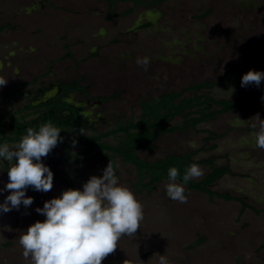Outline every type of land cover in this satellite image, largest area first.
I'll return each instance as SVG.
<instances>
[{
	"label": "rangeland",
	"instance_id": "1",
	"mask_svg": "<svg viewBox=\"0 0 264 264\" xmlns=\"http://www.w3.org/2000/svg\"><path fill=\"white\" fill-rule=\"evenodd\" d=\"M129 9L133 11L127 16H116ZM0 23L16 28L0 34V66L6 88L38 78L25 88L33 94L40 86L54 87L80 76L92 98L118 94L115 100L98 106L91 103L84 109L92 115L97 132L136 119L141 100L196 83L216 82L240 58L245 60L208 92L210 96L235 99L264 85L262 80L258 87L241 86L242 76L249 70L264 72V0H167L146 8L121 2L112 11L105 0H0ZM66 46H70L72 59H61ZM143 57L150 60L146 70L137 64V58ZM71 99L81 104L85 97L76 94ZM250 102L247 98L241 106ZM256 114L264 120V104L219 116L195 131L161 137L154 152L140 151L138 156L148 163L189 152H195V160L214 157L215 164L229 166L231 174L211 190L244 197L261 213L246 210L239 218L238 203L210 202L205 194L187 192L186 188L187 203L174 201L166 194V180L150 193H136L134 168L117 160L118 182L129 187L142 203L144 219L133 237L119 239L115 252L102 264H124L125 260L126 264H158L159 255H165L169 264H264V150L256 147L253 135L258 128H252L256 121L251 118ZM180 122L175 118L171 124ZM208 132L220 137L204 145ZM9 134L6 130L2 137ZM107 142L117 143L113 138ZM213 144L216 148L210 151ZM9 146L15 150L16 145ZM83 150L69 146L65 151L57 144L44 157L52 162L48 165L52 172L81 191L91 176H102L106 168L92 156L81 165L72 164L70 157ZM11 162L0 158V204L10 194L5 190L8 175L2 168ZM199 166L203 175L194 181L208 172L206 165ZM68 189L54 181L50 191H34L41 202L33 199L31 206L21 204L19 209L0 212V264H30L22 255L19 236L36 221L45 220L37 208ZM26 196L31 197L29 193ZM200 239L202 243L192 247Z\"/></svg>",
	"mask_w": 264,
	"mask_h": 264
},
{
	"label": "trees",
	"instance_id": "2",
	"mask_svg": "<svg viewBox=\"0 0 264 264\" xmlns=\"http://www.w3.org/2000/svg\"><path fill=\"white\" fill-rule=\"evenodd\" d=\"M105 1L110 5L119 1H132L135 6L140 5L145 7L162 4L167 0H153L150 2L141 0ZM132 11L133 9H129L116 16L125 17L132 13ZM109 19H113V16ZM8 28L9 26L0 27V31ZM65 49L66 52L61 59H72V54L69 50L70 46H66ZM88 58L86 57L82 61H86ZM244 60V58H240L216 82L196 83L178 92L165 93L139 101L140 114L136 119L120 121L115 127L105 132H97L82 116L80 110L66 101L74 93L88 97V88L81 84L83 81L82 77H79L77 80H71L67 84L59 85L60 92L56 97L44 102L40 101L37 106L34 103L39 97L38 94L43 92V89L33 94L30 90H25L26 94L23 97L25 105L21 111L24 113L23 116L17 117L16 114L19 112H16L8 118L7 122L3 123L0 121V127L10 132L9 135L2 137L0 129V145L4 143L17 145L22 136L26 135L28 128L31 127L34 130H38L41 124L51 121L54 126L61 129L60 136L62 137V142H58V145L65 151L68 150L69 146L84 148L83 151L71 157L69 156L71 163L74 165H80L92 156L104 167H107L109 161H111L116 171V161L119 160L123 165H130L134 168L137 175V183L134 186L136 193L141 191L150 193L162 181H168L169 168L176 167L179 171L178 182L186 188L187 192L193 191L205 194L210 202H214V199L225 202H236L240 206L239 218L246 210H251L258 215L261 211L248 204L244 197H236L226 192L217 193L211 190V187L218 180L225 175L231 174L229 166L216 165L214 157L205 160H195V152H189L179 156L168 155L161 160L148 163L138 156V152L140 151L154 152L156 150V142L161 137L169 136L176 132L186 133L188 130L195 131L199 125L209 123L219 116L235 111H250L258 105L264 104V85H261L253 92L245 93L235 99H215L208 93ZM35 81L36 79L14 87L7 92V96H14L21 87L25 89L32 86ZM188 93L192 95L186 96ZM117 97L118 94H115L98 99L102 103H106L115 100ZM247 98H251V102L247 106H241V103L245 102ZM175 118H179L181 122L179 124H171ZM80 131H91L93 134L84 136L79 133ZM219 137L220 135L208 132L204 138V145ZM109 138H113L117 143H108L107 139ZM204 148L203 146L201 149L203 150ZM215 148L214 144L209 146L210 151L215 150ZM44 163H50V161L45 160ZM193 163L206 165L208 172L200 180L194 181L191 179L184 185L183 176L187 168ZM54 181H59L68 188L79 189L69 180L60 177L56 172H53ZM34 191L32 187L26 189V193H29L34 200L41 202V199L35 195ZM202 241L203 239L196 241L192 247L198 246Z\"/></svg>",
	"mask_w": 264,
	"mask_h": 264
},
{
	"label": "clouds",
	"instance_id": "3",
	"mask_svg": "<svg viewBox=\"0 0 264 264\" xmlns=\"http://www.w3.org/2000/svg\"><path fill=\"white\" fill-rule=\"evenodd\" d=\"M149 63L148 57L137 58L138 66L145 70ZM262 80L264 72L249 70L242 76L241 86L258 87ZM6 84L7 79L0 78V86ZM251 119L256 121L252 128H258L253 133L256 147L264 150V120L259 114ZM60 133L61 129L48 121L38 130L28 128L15 150L8 143L0 145V158L9 162L16 160L7 169L9 182L5 190L10 194L0 204V212L19 209L21 204L31 206L33 197L26 196L28 187L44 193L52 189L53 172L41 160L62 142ZM202 175L203 169L193 163L183 176V184ZM178 177V169L169 168L166 194L174 201L187 203L185 187L178 182ZM36 211L45 220L36 221L19 236L22 255L30 264H102L115 252L119 239L125 235L133 237L144 219L142 203L129 187L119 184L111 161L103 175L91 176L82 191L69 188L59 198L45 201L43 208ZM158 264H169V261L165 255H159Z\"/></svg>",
	"mask_w": 264,
	"mask_h": 264
},
{
	"label": "flooded vegetation",
	"instance_id": "4",
	"mask_svg": "<svg viewBox=\"0 0 264 264\" xmlns=\"http://www.w3.org/2000/svg\"><path fill=\"white\" fill-rule=\"evenodd\" d=\"M23 1V0H22ZM141 1H147V0H141ZM106 2V1H105ZM122 2H130L131 4H132V8H138V7H141V8H146V7H148V6H145V7H143V6H140V5H138V6H135V4L132 2V1H122ZM119 3H121L120 1L119 2H115L114 4H112V5H110L108 2H106V4H107V6H108V8H109V10H113V8L117 5V4H119ZM41 5V4H40ZM38 7H39V4H38ZM111 17V16H110ZM4 26H9V28L8 29H5V30H3V31H0V34L1 33H3L4 31H13V30H16V28L14 27V25L13 24H6V23H0V27H4ZM13 56V55H12ZM17 58H19V57H17ZM20 59V58H19ZM32 59V61L33 62H35V58L34 57H32L31 58ZM33 62H31V64L30 65H33ZM51 65H52V63H48V65H47V67H46V73L48 74L49 72H50V68H51ZM8 66V65H7ZM16 68H18V67H16ZM2 70H3V67H1L0 66V78H3V79H5V74H3L2 75ZM16 74H18V73H16ZM80 77V76H79ZM79 77L77 78V79H79ZM38 79V78H37ZM36 79V80H37ZM76 79V80H77ZM31 80H35V78L34 79H31ZM31 80H28L27 82H30ZM74 80V79H73ZM27 82H25V83H27ZM36 82V81H35ZM24 82H16V83H14L11 87H9V88H6V85L5 86H0V121L1 122H3V123H5V122H7V120H8V118L13 114V113H18V114H16L17 115V117L19 116V118L20 117H22L23 116V113L21 112L22 111V108H23V106L25 105V102H24V100H23V97H24V95L26 94L25 93V89L24 88H20L19 89V91H17L16 93H15V95L14 96H10V97H8L7 96V92L9 91V90H11V89H13L14 87H18L19 85H22V84H25ZM69 83V82H68ZM82 83V82H81ZM67 84V83H66ZM59 85H61V83H59V84H56V85H54V87H44V86H40V88L39 89H37L36 90V92H39L41 89H43V92H41L40 94H38L39 95V97H38V99H37V101L34 103V105L35 106H37V105H39V102L40 101H47V100H49L50 98H53V97H56L58 94H59V92H60V88H59ZM85 87V86H84ZM45 89V90H44ZM72 95H76V93H74V94H71L67 99H66V101L68 102V103H70V104H72L74 107H76V108H78L79 110H80V113L82 114V116L91 124V126H93V128L95 129V125H94V121H92L91 120V117H92V115L90 114H87L85 111H84V109L86 108V106H88L89 104H93L92 106H98V105H100V104H103L98 98H92L90 95H89V91H88V97H86V96H84L85 97V100H84V102L83 103H81V104H76V103H74L73 101H72V99H71V96ZM79 95V94H78ZM81 96V95H80ZM16 97V98H15ZM15 98V99H14ZM10 107V114H9V116H7V107ZM13 106H18L19 108L18 109H16V110H13L12 109V107ZM0 129H1V131H2V133H5L6 132V129L5 128H2V127H0ZM96 130V129H95ZM11 145V144H10ZM15 145V144H14ZM46 159L44 158V157H42V160H41V162L42 163H44V161H45ZM14 163H16V160H14V161H12L10 164H8V165H5L3 168H2V171L4 172V173H6L7 174V169L8 168H10L11 166H12V164H14ZM52 162L50 161V163H44L46 166H48V165H50ZM59 165V164H58ZM81 165V164H80ZM8 175V174H7ZM68 180V179H67ZM70 181V180H69ZM70 182H72V181H70Z\"/></svg>",
	"mask_w": 264,
	"mask_h": 264
},
{
	"label": "crops",
	"instance_id": "5",
	"mask_svg": "<svg viewBox=\"0 0 264 264\" xmlns=\"http://www.w3.org/2000/svg\"><path fill=\"white\" fill-rule=\"evenodd\" d=\"M70 50V49H69ZM71 52V51H70Z\"/></svg>",
	"mask_w": 264,
	"mask_h": 264
}]
</instances>
